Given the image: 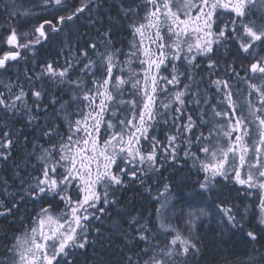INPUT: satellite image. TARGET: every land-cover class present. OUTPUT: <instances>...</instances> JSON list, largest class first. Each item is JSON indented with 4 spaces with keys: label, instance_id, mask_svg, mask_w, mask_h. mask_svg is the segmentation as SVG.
I'll list each match as a JSON object with an SVG mask.
<instances>
[{
    "label": "snow or ice",
    "instance_id": "6c2138e0",
    "mask_svg": "<svg viewBox=\"0 0 264 264\" xmlns=\"http://www.w3.org/2000/svg\"><path fill=\"white\" fill-rule=\"evenodd\" d=\"M0 12V218L24 225L5 231L0 264H107L105 228L123 244L114 264H264V0ZM181 160L203 175L191 200L173 195L191 183ZM135 185L150 209L120 198ZM203 218L219 227L211 251Z\"/></svg>",
    "mask_w": 264,
    "mask_h": 264
},
{
    "label": "trees",
    "instance_id": "16d2710c",
    "mask_svg": "<svg viewBox=\"0 0 264 264\" xmlns=\"http://www.w3.org/2000/svg\"><path fill=\"white\" fill-rule=\"evenodd\" d=\"M3 2H4V0H0V8H2ZM22 2H23L25 7H28L30 3H36L37 0H22ZM38 9H36V10H38ZM2 17H3V13L0 12V20H2ZM47 18H51V16H48ZM38 19H40V18L38 17ZM36 22H37V20H36ZM28 28H30V26ZM22 30H27V29H22ZM117 39H122L126 45L129 41H131L132 37H131L130 33L121 31L117 34ZM117 46H120V45H117ZM47 47L54 49L55 45L54 44L48 45ZM125 50H127V48H125ZM40 55L43 57V56H46L47 53L45 52V50L42 49L40 52ZM29 58H31L30 54H29ZM13 67H15V65ZM4 75L6 76L7 74H4ZM180 164L183 165V168H182V170L179 171L178 178L182 177L184 179L190 180L191 183L186 185L181 191H174L173 195L176 197L177 201L191 200L193 197L192 189L196 187L195 182L198 179L201 180V175L197 174L196 169L191 168L192 161L189 160L185 163L184 160H181ZM190 169H191V171H190ZM172 171H174V169H173L171 162H169L161 170L160 174H162L163 176H168L169 173H171ZM217 186H219V183ZM160 187H162V185H160ZM229 187H231V185ZM155 193H156V187L153 188L152 194L155 195ZM235 195H236V193L233 192V197ZM120 198L122 200H124L125 203L134 204L137 208H140L142 204L144 206L148 207L149 209L152 207V205L147 204V200L149 198L144 193V189L141 188L139 185H135V186H133L132 189H129L128 191L122 192L120 194ZM232 202L242 205L246 201L233 199ZM194 206L199 207L202 205L197 204ZM28 207L30 210L31 205H29ZM180 207H184L183 203L177 204V209H179ZM185 210H187V209H185ZM11 219L12 218H9V221ZM117 219L118 218L115 217V215L113 214L112 221H115ZM112 221L105 219L104 223L107 225V224L112 223ZM24 223L27 224L28 222L25 221ZM23 226L24 225H22L20 223L19 218L16 219V223L14 225L10 224L8 221H5L2 218H0V243H8L9 242L8 239L4 238L6 230L8 231V235L10 237V236L16 234L18 229L22 230ZM248 227L251 228L252 225H249ZM103 231L105 233V244H104L105 251L103 253H101V256H102L103 260L105 262H107V264H114L115 261L120 260V253L118 250L123 248V244H122L121 240L118 238L119 233H110L107 228H105ZM218 232H219V227H218V225L215 224V222L211 223L210 225H208L206 227H203L202 225H200L197 229V235L200 237L202 242L208 246L209 251L212 250V247L214 244V239L216 238ZM238 236L239 235L233 236L232 240L229 243L231 244L233 241L236 242L237 248H243V247H245V245H247L249 248L252 246L251 244H247V241L244 240L241 236H239V239L237 240L236 238ZM109 237H111L110 240H109ZM92 252H93V250L89 249V252H88L89 258H91ZM202 264H208V262L204 261V262H202Z\"/></svg>",
    "mask_w": 264,
    "mask_h": 264
},
{
    "label": "rangeland",
    "instance_id": "374dc122",
    "mask_svg": "<svg viewBox=\"0 0 264 264\" xmlns=\"http://www.w3.org/2000/svg\"><path fill=\"white\" fill-rule=\"evenodd\" d=\"M36 12H42V10L41 9H38V10H36ZM36 20H37V22H36ZM37 23H39V19H38V17H33L30 21H29V23H28V27L30 26H32L33 24H37ZM199 175H201V180L203 179V175L202 174H199ZM221 178H217V180L219 181ZM219 186H220V184H219ZM218 186V187H219ZM222 186V185H221ZM220 186V187H221ZM245 203H250V201H246ZM178 210V209H177ZM215 222V224L217 225V223H216V221L215 220H213V219H209V218H203V221H202V223L200 222V221H198L197 222V224L200 226V225H202L203 227H206V226H208V225H210L211 223H214ZM178 223H182V222H178Z\"/></svg>",
    "mask_w": 264,
    "mask_h": 264
},
{
    "label": "bare ground",
    "instance_id": "6f19581e",
    "mask_svg": "<svg viewBox=\"0 0 264 264\" xmlns=\"http://www.w3.org/2000/svg\"><path fill=\"white\" fill-rule=\"evenodd\" d=\"M236 239L238 240L239 239V236Z\"/></svg>",
    "mask_w": 264,
    "mask_h": 264
}]
</instances>
